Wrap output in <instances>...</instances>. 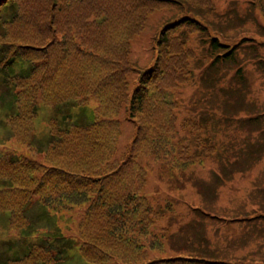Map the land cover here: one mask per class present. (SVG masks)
Returning a JSON list of instances; mask_svg holds the SVG:
<instances>
[{
	"label": "trees",
	"instance_id": "obj_1",
	"mask_svg": "<svg viewBox=\"0 0 264 264\" xmlns=\"http://www.w3.org/2000/svg\"><path fill=\"white\" fill-rule=\"evenodd\" d=\"M184 2L210 4L0 0V125L8 134L0 145L17 146L0 154V211L9 212V226H15L14 235L0 236V264L23 256L32 264H69L74 251L83 264H231L205 255L149 258L170 235L158 228L167 214L144 192L143 158L169 163L172 172L199 160L181 146L190 127L178 125L173 90L187 80L193 52L175 31L207 26L189 15L166 25L155 63L140 73L132 95L131 40L150 13ZM222 47L212 39L211 48ZM125 107L136 135L128 151L119 152ZM77 209L76 229L67 233L55 216Z\"/></svg>",
	"mask_w": 264,
	"mask_h": 264
},
{
	"label": "rangeland",
	"instance_id": "obj_2",
	"mask_svg": "<svg viewBox=\"0 0 264 264\" xmlns=\"http://www.w3.org/2000/svg\"><path fill=\"white\" fill-rule=\"evenodd\" d=\"M185 15L207 26L206 31H175L193 52L187 80L173 90L178 125L186 121L190 127L181 134V146L200 157L181 172L169 171V163L143 158L148 171L144 192L167 214L158 228H167L170 235L162 249L149 251V258L205 255L217 262L264 264V0H210L206 6L184 2L150 13L144 29L131 40L130 61L136 69L128 76L130 95L140 73L155 63L162 29ZM213 38L227 47L211 48ZM218 54L222 56L212 65ZM239 67L242 71L237 73ZM119 119L118 150L126 152L136 135V122L127 107ZM191 122L199 123L200 131ZM6 135V127L0 125V140L6 141ZM12 144L27 149L25 144ZM8 147L17 146L0 145V154ZM78 213L56 214L57 225L67 233L74 231ZM7 216L9 212L0 211L4 239L15 233ZM71 254L75 260L69 264H83L76 251ZM23 258L5 264H32Z\"/></svg>",
	"mask_w": 264,
	"mask_h": 264
}]
</instances>
